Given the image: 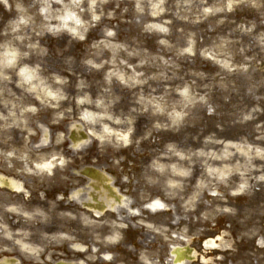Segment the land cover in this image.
Segmentation results:
<instances>
[{
    "label": "rangeland",
    "instance_id": "obj_1",
    "mask_svg": "<svg viewBox=\"0 0 264 264\" xmlns=\"http://www.w3.org/2000/svg\"><path fill=\"white\" fill-rule=\"evenodd\" d=\"M40 1L0 0V35L24 9L29 21L21 34L30 39L22 54L41 64L43 77L64 82L61 101L36 107V137L48 143L54 134L61 145L67 127L80 122L74 113L92 108L93 120L81 122L92 132L90 147L133 188L132 197H151L154 208L166 209L157 217L182 219L184 238L169 243L189 238L196 260L187 264H264V0H83L85 39L57 23L39 27ZM102 40L123 45L112 56L96 48ZM7 71L0 72V159L17 132L24 147L34 134L24 91L35 99L36 91L16 69ZM85 97L90 103H79ZM104 126L128 132L129 141ZM163 157L184 170L175 187L174 170L154 165ZM149 228L147 242L168 243L163 235L170 230ZM28 236L6 232L0 218V258L36 256V247L24 243ZM142 252L158 264L155 250Z\"/></svg>",
    "mask_w": 264,
    "mask_h": 264
},
{
    "label": "flooded vegetation",
    "instance_id": "obj_2",
    "mask_svg": "<svg viewBox=\"0 0 264 264\" xmlns=\"http://www.w3.org/2000/svg\"><path fill=\"white\" fill-rule=\"evenodd\" d=\"M36 107V102L27 106L34 130L28 145L24 147V133L19 131L0 159V218L4 229L28 233V241L19 240L35 246L36 256L23 257L15 250L16 254L1 257L0 264H150L142 251L154 250L158 264H175L173 249L189 241L169 243L184 238L182 219L157 217L156 211L166 209L151 208V197L140 198L137 193L132 197L133 188L121 176L114 178L115 172L105 166L99 149L90 147L89 142L80 145L70 139L72 131L83 130L84 116L79 112L74 113V119L80 122L67 127V138L61 145L55 143L54 134L48 143H42L36 137ZM46 163L50 166L45 167ZM73 205L81 213L79 217L71 212ZM150 226L170 230L163 235L168 236V243L147 242ZM10 246L6 243L4 247Z\"/></svg>",
    "mask_w": 264,
    "mask_h": 264
},
{
    "label": "bare ground",
    "instance_id": "obj_3",
    "mask_svg": "<svg viewBox=\"0 0 264 264\" xmlns=\"http://www.w3.org/2000/svg\"><path fill=\"white\" fill-rule=\"evenodd\" d=\"M82 4L83 0H41L40 1V15L38 21V26L43 27L47 23L49 24H58V26H66L67 29L64 30L66 33H75L78 38H82V34L84 33V30L86 28L87 22L84 20L85 12L82 11ZM92 7L96 6L94 2H91ZM21 14L23 16L22 19H19L15 22H11L9 26L10 32H6L5 34L0 35V40H6L3 43H0V72H2L4 69L8 70L6 73L9 74L11 69L17 70V77L20 81H25L27 84H29V87L32 91H36V100L33 97H30L29 93L24 91L28 96H26V102L30 104H34L36 102V105L38 104H44L47 101L53 102V101H61V94L58 92V89L64 84L63 79H61V76H53L49 78L48 74L43 75L41 73L44 69L39 62H32V60L29 58V56L22 54L25 47L23 46L26 42V40L30 39L29 37H25L21 34L22 25H25L29 21V15L24 9H20ZM28 12H31L30 9H28ZM89 14V12H88ZM95 14V13H94ZM93 15V14H92ZM31 21V20H30ZM47 22V23H46ZM54 26V25H53ZM45 28V27H44ZM42 28V30L44 29ZM50 31L55 30V27L50 28L47 27ZM46 29V28H45ZM49 32V31H48ZM104 43V44H102ZM123 44L115 43L111 41V43H106V40H102V42L99 43V46L96 45V48H108L112 50V56H116V54L119 52L120 47ZM36 48V46H32L31 49ZM36 50H38L36 48ZM101 56V55H100ZM99 54H96L94 57H96L97 61H100ZM82 63V62H81ZM90 64L94 66H106V63L100 62L99 64L94 63L92 59L89 62ZM39 65V67L37 66ZM86 67V66H85ZM89 68V66H88ZM86 71V69L81 70ZM48 72H50L48 70ZM66 73V72H64ZM61 75V74H60ZM45 79L44 82L42 79ZM8 82L12 79L11 76H7L5 78ZM51 79L52 83L48 84V80ZM42 80V81H41ZM13 85H10V87H13ZM19 86V85H18ZM15 87V86H14ZM16 89H19L15 87ZM1 93V92H0ZM22 93V92H20ZM4 103V101H3ZM79 103L81 104H87L90 103L89 99L87 97L80 98ZM1 100H0V109H1ZM29 112V111H27ZM93 109L90 107H86L84 112V120L85 122H91L93 120ZM103 132H107L113 135V137H116L123 143H127L129 141V133H118L114 130H110L108 126L103 127ZM168 158L163 157L159 160H157L154 165L157 169L160 170H166L167 168H172L174 170L173 176L174 178L169 181V185L175 187V185H178L177 178H185V174L183 168H181L179 165H169L166 161ZM181 164V163H178ZM45 167H49L50 163H46L44 165Z\"/></svg>",
    "mask_w": 264,
    "mask_h": 264
},
{
    "label": "snow or ice",
    "instance_id": "obj_4",
    "mask_svg": "<svg viewBox=\"0 0 264 264\" xmlns=\"http://www.w3.org/2000/svg\"><path fill=\"white\" fill-rule=\"evenodd\" d=\"M109 35H111V33H109Z\"/></svg>",
    "mask_w": 264,
    "mask_h": 264
}]
</instances>
